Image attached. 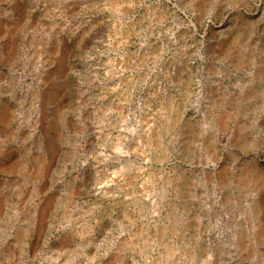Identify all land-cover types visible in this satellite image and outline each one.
Returning <instances> with one entry per match:
<instances>
[{
	"label": "rangeland",
	"instance_id": "374dc122",
	"mask_svg": "<svg viewBox=\"0 0 264 264\" xmlns=\"http://www.w3.org/2000/svg\"><path fill=\"white\" fill-rule=\"evenodd\" d=\"M0 264H264V0H0Z\"/></svg>",
	"mask_w": 264,
	"mask_h": 264
}]
</instances>
